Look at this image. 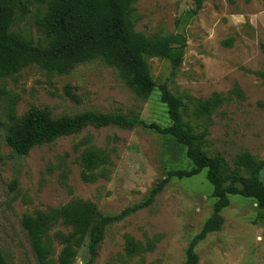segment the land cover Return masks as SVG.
I'll use <instances>...</instances> for the list:
<instances>
[{
	"label": "rangeland",
	"instance_id": "374dc122",
	"mask_svg": "<svg viewBox=\"0 0 264 264\" xmlns=\"http://www.w3.org/2000/svg\"><path fill=\"white\" fill-rule=\"evenodd\" d=\"M51 0L18 6L10 33L45 49L56 33L46 23ZM192 0H133V29L146 37L168 34L181 45L175 64L146 58L153 87L138 98L117 69L99 58L77 64L67 74L30 64L0 78V252L8 264H39L25 230L24 214L38 215L74 198L101 214L116 215L148 198L169 172L192 163L185 149L161 128L171 124L160 100L161 85L180 103L193 133L206 132L205 148L229 165L247 152L264 160V0H203L194 13ZM219 95L209 113L198 107ZM36 109L52 119L91 111L122 115L131 127L88 123L17 153L5 141L9 127ZM94 160V161H91ZM206 170L172 177L149 203L107 225L89 264H183L190 240L215 213ZM264 180V169L261 172ZM251 198L229 196L219 214L223 222L194 248L197 264H264V221ZM71 227L56 220L44 247L58 264V233ZM86 239L71 264H86Z\"/></svg>",
	"mask_w": 264,
	"mask_h": 264
},
{
	"label": "trees",
	"instance_id": "16d2710c",
	"mask_svg": "<svg viewBox=\"0 0 264 264\" xmlns=\"http://www.w3.org/2000/svg\"><path fill=\"white\" fill-rule=\"evenodd\" d=\"M43 1V0H38ZM133 0H51L46 14V23L56 33L47 48L42 49L10 33L13 14L19 6L23 13L33 0H0V78L13 75L22 68L36 64L48 71L67 74L79 63L99 58L115 67L131 91L141 99L146 98L153 87L146 58L160 56L178 64L182 47L177 37L168 34L155 38L146 37L133 29L130 11ZM193 12H198L203 0H192ZM264 62V45H260ZM264 84V70L259 71ZM160 100L166 106L171 121L167 127L155 126L162 134L170 135L185 149L192 166L187 170L168 173L149 193L144 202L123 210L120 214H101L92 204L74 198L66 205L49 208L38 215L24 214L21 226L25 230L33 253L39 264H51L44 247L47 229L56 220L71 227L68 234L58 233L62 245L57 257L58 264H71L82 241L86 239L88 259L91 263L104 229L114 221L121 220L136 207L150 202L172 177H191L206 170L205 176L212 186L211 197L215 198L212 217L208 218L199 233L189 242L183 264H197L195 246L206 235L221 228L223 219L219 211L228 205L229 196L251 198L259 209L257 219L264 221V180L261 172L264 160L243 152L235 156L233 164L219 154H210L205 148L206 132L193 133L191 125L183 120L179 101L165 85H161ZM222 102L219 95L207 99L198 107V114L209 113ZM88 123L113 124L131 127L132 123L122 115L100 114L86 111L74 116L52 119L36 109L11 125L5 141L17 153L26 154L33 146L49 142L58 135L81 128ZM94 161V160H91ZM0 264H8L0 252Z\"/></svg>",
	"mask_w": 264,
	"mask_h": 264
}]
</instances>
